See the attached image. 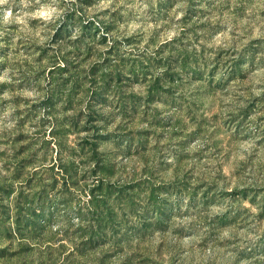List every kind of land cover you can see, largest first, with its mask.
Returning a JSON list of instances; mask_svg holds the SVG:
<instances>
[{"label": "rangeland", "instance_id": "rangeland-1", "mask_svg": "<svg viewBox=\"0 0 264 264\" xmlns=\"http://www.w3.org/2000/svg\"><path fill=\"white\" fill-rule=\"evenodd\" d=\"M0 264H264V0L0 4Z\"/></svg>", "mask_w": 264, "mask_h": 264}, {"label": "trees", "instance_id": "trees-1", "mask_svg": "<svg viewBox=\"0 0 264 264\" xmlns=\"http://www.w3.org/2000/svg\"><path fill=\"white\" fill-rule=\"evenodd\" d=\"M171 41V39L169 40ZM238 65L237 63L235 64V66H233V72L234 74L238 71V69L236 68ZM167 73L163 72V75L166 76V78H169L170 76H173V72H169V75H166ZM199 73H197L196 71H192V78L193 79H198L199 78ZM172 78V77H171ZM173 79V78H172ZM172 81V80H171ZM99 162V161H98ZM98 162H97V166H98ZM129 186H119V187H115L114 192L115 193H119L122 194V192H125V190L128 188ZM99 196L98 193H92L90 194V199H89V205H90V210H88V213H90V218L92 221L98 222L97 218H95L96 216L101 215V213L103 212H111V209L108 207L106 200L103 199V196L100 197H96ZM159 206L154 207V213L158 212L160 209ZM105 210V211H104ZM94 225H89L87 228V232L89 236H92L94 234H96L95 240L101 238V236L105 235V231H103V227H99L98 225H96L95 228H98L99 230L96 233L94 232Z\"/></svg>", "mask_w": 264, "mask_h": 264}, {"label": "clouds", "instance_id": "clouds-1", "mask_svg": "<svg viewBox=\"0 0 264 264\" xmlns=\"http://www.w3.org/2000/svg\"><path fill=\"white\" fill-rule=\"evenodd\" d=\"M5 2H6V0H0V4H3Z\"/></svg>", "mask_w": 264, "mask_h": 264}]
</instances>
